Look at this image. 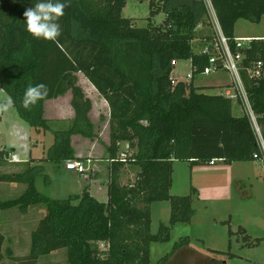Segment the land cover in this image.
Masks as SVG:
<instances>
[{
    "label": "trees",
    "instance_id": "16d2710c",
    "mask_svg": "<svg viewBox=\"0 0 264 264\" xmlns=\"http://www.w3.org/2000/svg\"><path fill=\"white\" fill-rule=\"evenodd\" d=\"M96 1L98 5L70 0L59 21L61 35L44 41L33 39L24 25V12L36 0H0V87L18 118L45 133L50 128L43 118V103L71 92L74 117L67 130L53 132L46 160H76L71 137H95L89 119L91 102L76 85V73L92 84L110 109L106 203L93 198L87 188L66 199L39 193L35 180L41 166L26 164L20 172L0 174V183L25 186L17 198L0 200V213L11 209L26 213L33 206L45 210L30 234L29 254L13 257L6 249L7 258L18 264H37L40 257L61 250L67 264H149L150 245L168 242L172 227L189 224L194 215L196 190L186 196L169 193L174 162H187L191 168L211 161L231 165L254 161L258 151L247 116L233 115V101L200 93L202 88L193 85L195 76L208 68L209 57L196 53L192 43L196 37L199 47L212 41L211 32H196L198 26L210 31L203 0H162L170 20L163 34L154 33L150 24L138 28L123 18L126 0ZM210 3L232 52L236 51L235 24L239 20L258 24L264 17V0ZM242 53L241 79L264 137V42L252 41ZM178 60L190 62L192 78L187 83L174 84L171 78V62ZM259 62L263 76L249 78L246 69ZM37 84L47 87V95L26 107L25 92ZM12 152L0 149V163L7 162L3 156ZM127 165L137 173L124 184L121 170ZM155 202H168L170 216L167 225L160 224L151 234L150 205ZM4 241L0 233V263ZM94 243L105 248L100 250ZM180 243L188 245V238Z\"/></svg>",
    "mask_w": 264,
    "mask_h": 264
},
{
    "label": "rangeland",
    "instance_id": "374dc122",
    "mask_svg": "<svg viewBox=\"0 0 264 264\" xmlns=\"http://www.w3.org/2000/svg\"><path fill=\"white\" fill-rule=\"evenodd\" d=\"M161 1L126 0L122 17L131 19L138 28L150 24L154 33L163 34L168 29L170 20L162 10ZM235 29L239 35L252 38L264 37V17L258 24L239 20ZM196 32L208 34L210 31L201 28L196 29ZM198 44L199 39L196 37L192 43L195 52L199 49ZM176 63L171 73V78L175 80L174 84L187 83L189 80L186 76L191 72L189 61L178 60ZM193 82L194 86L202 88L199 90L200 93L223 95L224 87L232 85V78L227 71L217 70L196 75ZM0 96L8 100L1 89ZM238 105L243 110L240 104L233 101L232 112L234 116L240 117L243 111ZM1 109L5 112L9 110L2 105ZM5 115L9 116L8 113ZM19 122L23 126L21 131L25 136L24 142L27 137L31 139L33 145L31 158L42 159L39 162L41 175L35 180L36 190L51 199H66L69 195L77 194L78 192H75L77 190L68 188L69 182L60 175V163L45 160L48 149L54 142L53 130L63 129L62 125L58 126L50 122L51 130L43 133L28 127L21 120ZM11 128L9 122L0 126V149L4 147L7 150L15 149L16 152L11 154L18 160L26 162L28 161L25 149L27 142L24 145L18 137L14 139L12 136L15 132H12ZM98 133L95 137L107 136L106 132ZM17 167L19 166L11 164L10 161L2 163L0 174L18 171ZM130 167V174L128 173L127 176L133 179L134 171L136 172L137 169ZM77 180L79 179L77 178L76 182ZM192 189L197 193L193 196L194 215L191 222L175 224L170 231L168 242L152 243L149 248V264H264V165L257 161L235 162L231 165L216 161L214 166L204 164L191 168L187 162H174L170 195L186 196ZM24 190V185L0 183V200L15 199ZM169 216L168 202L152 203L150 205L151 234L157 233L160 224L167 225ZM33 218L20 217L17 209L1 212L0 221L3 231L6 227V219L11 220L21 230L24 227L22 232L16 231V234L12 232L10 235L12 241L6 243V246L10 244L13 257H24L29 254L30 234L28 233L34 231L38 225L33 226V223H30L33 222ZM28 222L30 224L26 226ZM25 227L26 230L30 228V232L29 229L26 231ZM239 228H243L244 233H239ZM5 236L8 237L9 234ZM184 238H188L189 243L181 246L180 241ZM5 249L7 248L2 249L3 260L0 264H18L7 258ZM99 249L103 248L99 247ZM37 264H67L66 254L61 250L40 257Z\"/></svg>",
    "mask_w": 264,
    "mask_h": 264
},
{
    "label": "crops",
    "instance_id": "0c3cea01",
    "mask_svg": "<svg viewBox=\"0 0 264 264\" xmlns=\"http://www.w3.org/2000/svg\"><path fill=\"white\" fill-rule=\"evenodd\" d=\"M90 2H93L94 5L99 4L96 0H90ZM235 27H236V24H235ZM200 33H203V32H200ZM204 35H207V34H204ZM234 38L235 39H245V38H252V37H249L246 35H239L236 32V29L234 28ZM255 38L264 39V37H255ZM75 77L77 80L76 85L82 90L84 96L87 99H89L91 102V110L89 112V119L93 125V132L95 136L99 134L98 132H101V133L106 132L107 136L106 138H102L100 136L99 138L95 137L93 139H87L79 135H74L71 137V147L74 151L75 159L83 162L91 170V172L89 173L88 179L84 178V176H80L76 174L73 171L66 170L65 168L66 162L60 163L59 173L62 176V178L67 179V181L69 182L68 188H70V190L72 188L77 190L75 192H78V193L74 195H80L83 189L87 188L88 192L93 198H95L97 201L101 203H106L107 202V183L109 180V174H108L109 169L108 168L110 165V162L108 160V153L106 151V147L109 145L110 109H109L107 102L103 99V97L97 92V90L92 86V84L81 73H76ZM228 86L229 85L224 87L223 92L226 90ZM1 91L4 94H6L2 89ZM71 97H72L71 92L68 91L65 95L58 97L57 99L47 100L43 103V118L48 122V124L52 122V123H56L58 126L62 125L63 129L60 128L55 131L53 130V132L64 131L69 127V123L74 117V111L71 107ZM7 99L9 100V98ZM8 100H5L4 98H2V96H0V126L6 125L9 122L12 127L11 131L15 132V134L17 135L16 136L14 134L12 137L14 139L15 137H18L20 139V142H23L24 145L27 142L25 145V149L27 151L28 161L24 162V161L19 160V163H14V162L11 163L13 165L19 166L17 167V170L18 169L19 170L13 172V173H16V172L22 171L26 164L39 166V162L42 159L41 158H34V159L31 158V147H33L31 143V139L30 137H27L26 142H24L25 136H23L24 134L22 135V131H21L23 126L20 125V122H19L20 119L18 118L16 110L11 104L8 103ZM1 105L5 108H8L9 110L5 112V110L1 109ZM239 108L241 109L240 106ZM6 113H8L9 116H6L5 115ZM243 115H244V112L242 113V116ZM35 147H37V145H35ZM121 147H122L121 150H125L126 144L123 143ZM4 149H7V148L4 147ZM12 150H13L12 153H14V151L16 152L15 149H12ZM2 163H6V162H1L0 164ZM130 170H131L130 165H127L124 169L121 170V182L122 183L125 184V183L132 182L134 180L137 171L136 172L134 171L135 175L133 179H131L130 177L127 176L128 173L130 174ZM3 174H12V173H3ZM77 178L79 180H77L76 182ZM10 185H16V184H10ZM74 195H69V196H74ZM26 216L34 217L33 222H30V223H33L32 225L35 226L45 216V210L41 208L40 206H33V207H30L26 211V213H20V217H26ZM5 222L7 223H6L5 230L3 231L1 229V221H0V233L3 235L5 239L4 244H3V249L4 247H6L12 252V249L9 248L10 244L6 246V243L12 241L11 236H10L12 235V232H15V234H16V231L17 233H19L20 231L22 232L24 230V227L21 230L19 226L14 224L11 220L6 219ZM30 223L28 222L26 226ZM28 229L30 232V228ZM28 229L26 230V227H25L26 231H28ZM31 233L32 232L28 233V235ZM5 234L6 235L9 234V236L7 237L5 236ZM94 246L98 248L100 247L103 249L105 248V244L103 243H94Z\"/></svg>",
    "mask_w": 264,
    "mask_h": 264
},
{
    "label": "built area",
    "instance_id": "2783aa9c",
    "mask_svg": "<svg viewBox=\"0 0 264 264\" xmlns=\"http://www.w3.org/2000/svg\"><path fill=\"white\" fill-rule=\"evenodd\" d=\"M203 3L206 7V19L209 24V29L211 32L212 41L207 45L200 46L196 53L206 55L209 57L208 68L204 73H211L217 70L227 71L232 78V85L226 88L223 93V96L235 101L240 104L243 108L244 115L247 116L253 132L256 137L258 151L253 154L252 158L254 161L262 163L264 165V137L261 132V128L257 123L256 116L252 112L247 94L244 89V85L241 79V69L242 62L244 59L243 50L249 48L252 41H263L261 38H245V39H235L236 51L232 52L228 40L224 37L219 23L216 19L214 10L210 3V0H203ZM197 29H201V26H198ZM177 61H172L171 66L175 67ZM190 63V62H189ZM191 70V67H190ZM246 73L249 78L258 79L263 76L262 72V63H256L250 65L246 69ZM191 72L186 76L187 80H191ZM175 82V80L173 79ZM188 81V82H189ZM127 147V146H126ZM126 149V148H125ZM121 159L124 158V155L121 154ZM7 162L19 163V160L16 156L11 153L3 156ZM216 161H211L210 166H213ZM89 163V161H88ZM66 170L73 171L78 175L84 176V178H89V173L91 172L83 162L78 160L67 161L65 165Z\"/></svg>",
    "mask_w": 264,
    "mask_h": 264
},
{
    "label": "clouds",
    "instance_id": "9594fccd",
    "mask_svg": "<svg viewBox=\"0 0 264 264\" xmlns=\"http://www.w3.org/2000/svg\"><path fill=\"white\" fill-rule=\"evenodd\" d=\"M70 0H36L33 7L24 12L25 30L35 40L55 41L62 32L59 23ZM47 95L44 84L29 86L25 92V106L35 105Z\"/></svg>",
    "mask_w": 264,
    "mask_h": 264
}]
</instances>
